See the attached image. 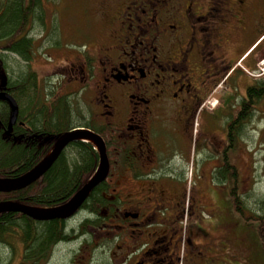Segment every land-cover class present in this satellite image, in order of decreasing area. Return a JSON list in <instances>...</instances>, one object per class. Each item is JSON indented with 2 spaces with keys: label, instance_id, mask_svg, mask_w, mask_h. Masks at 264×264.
<instances>
[{
  "label": "flooded vegetation",
  "instance_id": "obj_1",
  "mask_svg": "<svg viewBox=\"0 0 264 264\" xmlns=\"http://www.w3.org/2000/svg\"><path fill=\"white\" fill-rule=\"evenodd\" d=\"M52 1L40 0L42 17L30 14L0 44L25 38L36 54ZM101 8L92 13L96 42L58 67L70 92L83 91L84 127L103 138L110 161L105 205L72 218L103 220L77 238L69 264H95L98 251L102 264H253L247 249L220 244L212 222L191 217L216 204L212 193L183 198L184 184L251 180L238 159L248 152L250 89H264L263 58L249 53L264 34V0H103Z\"/></svg>",
  "mask_w": 264,
  "mask_h": 264
},
{
  "label": "trees",
  "instance_id": "obj_2",
  "mask_svg": "<svg viewBox=\"0 0 264 264\" xmlns=\"http://www.w3.org/2000/svg\"><path fill=\"white\" fill-rule=\"evenodd\" d=\"M41 7L40 0H3L0 4V37L10 32L19 36L29 23L30 14L42 17ZM5 53L16 54L29 63L33 59V45L25 38L0 44V92L12 94L20 107L18 121L7 133L11 106L8 101L0 99V177H16L37 165L51 151L58 136L75 127L88 126L90 112L88 117H84L81 108L73 106L69 95L60 96L48 83L40 86L33 71L12 78L7 70ZM249 95L255 112L254 106L264 96V89L252 88ZM74 114L84 119L77 122ZM241 127L239 133L242 132ZM69 148L72 155L67 153ZM67 149L38 181L19 191L0 193V201L13 200L39 207H53L67 202L88 182L99 161L98 152L90 143L77 141ZM104 185L95 188L82 207L96 211V204L104 206ZM230 193L235 210L244 220L260 222L258 234L264 243V199L261 202L263 211L253 212L249 211L248 200L240 192V184L231 188ZM71 220L37 221L20 212L2 213L0 243L9 247L13 255L21 249L19 264H44L56 245L79 239L88 226H96L103 219L97 217L77 226L76 222L70 224Z\"/></svg>",
  "mask_w": 264,
  "mask_h": 264
},
{
  "label": "rangeland",
  "instance_id": "obj_3",
  "mask_svg": "<svg viewBox=\"0 0 264 264\" xmlns=\"http://www.w3.org/2000/svg\"><path fill=\"white\" fill-rule=\"evenodd\" d=\"M5 1V0H4ZM84 4L77 0H60L56 5L55 0L48 2L46 5V19L48 29L45 31V40L42 39L36 45V54L33 55L31 62L25 61L20 56L13 53H5V62L7 70L12 78H16L21 74L33 71L38 77L40 86L48 83L53 86L56 93L60 96L69 95V100L74 107L81 108L84 117L89 116L90 104L85 100L83 91L76 89L70 92L69 87L64 84V77L58 70L59 66L67 63V59L72 58L74 53L80 52L82 46L86 43L93 45L99 29L93 21L92 15L95 10L96 14L102 10L101 3L103 0H92V12L87 10L90 8L89 0H84ZM3 0H0V4ZM94 12V14H95ZM51 28V29H50ZM38 29V28H37ZM36 29V30H37ZM36 33H40L36 31ZM48 36V37H47ZM44 40V41H43ZM257 47V48H256ZM256 48V49H255ZM252 58L264 59V34L252 46L249 53L253 50ZM264 60L259 62L262 63ZM66 81V80H65ZM87 95V94H86ZM256 111L252 122L249 126L246 146L248 152H240L239 172L240 177L245 179L252 173L251 180L248 184H240V192L248 200L249 211H263L264 199V101L255 106ZM83 116L74 114V120L80 122ZM67 153L72 155L71 148L67 149ZM248 162L250 163L249 166ZM248 171H251L248 173ZM247 183V179L244 180ZM231 184H184V200L189 201L197 195V191L202 189L204 192L212 193L214 204L212 207L204 208L202 212L197 213L192 208L191 217L197 218L199 215L206 223L212 222L217 230L220 244L230 246L234 250L249 251V259L255 257V262L264 264V247L263 242L258 234L257 227L259 221H246L235 210L233 197L231 196ZM252 208V209H251ZM84 214H81L71 220L70 224L78 223ZM81 240V239H80ZM80 240L75 239L68 243L60 244L52 253L48 264H69L74 250L80 245ZM21 249L13 255L11 249L5 244L0 243V264H19ZM95 264H102L103 256L100 251L95 254ZM243 263V260H239Z\"/></svg>",
  "mask_w": 264,
  "mask_h": 264
},
{
  "label": "water",
  "instance_id": "obj_4",
  "mask_svg": "<svg viewBox=\"0 0 264 264\" xmlns=\"http://www.w3.org/2000/svg\"><path fill=\"white\" fill-rule=\"evenodd\" d=\"M0 99L9 102L11 106L10 122L7 133L12 131L19 117V104L8 92H0ZM90 141L98 148L99 166L93 177L88 180L67 202L53 207H39L13 200L0 201V214L20 212L37 221L55 219L67 220L73 217L88 199L90 194L104 182L110 174V161L103 138L86 127H75L58 136L52 150L32 169L16 177H0V193H11L25 189L38 181L54 165L70 144Z\"/></svg>",
  "mask_w": 264,
  "mask_h": 264
}]
</instances>
